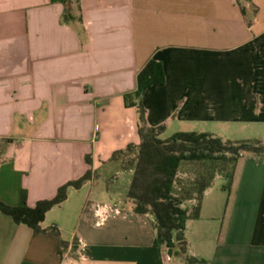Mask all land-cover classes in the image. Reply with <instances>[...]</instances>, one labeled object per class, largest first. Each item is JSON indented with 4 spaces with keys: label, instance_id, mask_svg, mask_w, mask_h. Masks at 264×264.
I'll return each mask as SVG.
<instances>
[{
    "label": "crops",
    "instance_id": "1",
    "mask_svg": "<svg viewBox=\"0 0 264 264\" xmlns=\"http://www.w3.org/2000/svg\"><path fill=\"white\" fill-rule=\"evenodd\" d=\"M66 1L0 0V202L25 191L33 207L91 177L41 222L66 250L0 210V264H187L154 246L153 217L126 198L134 166L111 158L139 142L124 95L155 59L165 83L142 96L148 125L264 139V0L244 1V14L236 0ZM65 6L72 26L59 21ZM221 177L185 223L187 254L264 264V155L238 159L229 194Z\"/></svg>",
    "mask_w": 264,
    "mask_h": 264
},
{
    "label": "trees",
    "instance_id": "2",
    "mask_svg": "<svg viewBox=\"0 0 264 264\" xmlns=\"http://www.w3.org/2000/svg\"><path fill=\"white\" fill-rule=\"evenodd\" d=\"M236 1L244 14L243 2L251 0ZM68 2L64 0L65 4ZM69 10L65 8V20L74 19ZM164 83L162 63L149 59L137 73L135 90L124 95L125 105L137 109L139 142L127 144L115 151L111 158H121L124 168L134 166L126 198L131 201L134 212L153 217L154 246L171 249L175 257H181L187 264L203 263L204 259L187 254L186 221L199 218L203 193L216 175L225 178L222 189L229 194L238 159L246 154L264 155V142L257 139H223L209 132L196 131H178L167 138H160L165 126L148 125L141 100L148 88ZM185 162L197 163L206 169L190 184V188H179L180 192H177L179 169ZM90 177L91 173L87 171L80 178L66 182L57 189L53 198L40 200L33 207L27 204L26 193L22 191L17 205L0 202V210L36 234L55 237L58 247L66 250L68 244L61 238L58 228H43L41 222L48 210L65 200L70 186L79 188ZM190 201L193 203L188 207Z\"/></svg>",
    "mask_w": 264,
    "mask_h": 264
},
{
    "label": "rangeland",
    "instance_id": "3",
    "mask_svg": "<svg viewBox=\"0 0 264 264\" xmlns=\"http://www.w3.org/2000/svg\"><path fill=\"white\" fill-rule=\"evenodd\" d=\"M72 3H73V7H76V1L73 0ZM65 8H66V11H67V9L69 7H65ZM65 8L63 9V11L61 13L59 21H60L61 24H68L69 26H72L73 21L70 20V19L65 20L64 17H63ZM78 23H81V20L78 19ZM80 29L82 31V34H80V35L86 36L85 35L86 33L84 31L83 26L80 25ZM171 135H172L171 132H165V133H162L160 135V138L164 139V138H167V137H169ZM255 139L259 140L260 138H255ZM261 140H264V139H261ZM204 169H206L205 166L198 165L197 163H189V162L188 163L187 162L183 163L182 166L179 169V173H178V177H177V182H176V190H177V192H180L179 188H183V189L184 188L185 189L190 188V184L193 183L195 181V179L199 177L198 175L201 172H204ZM225 183H226V180H225L224 177L217 178V180H216V184L218 186L220 185L219 187H221Z\"/></svg>",
    "mask_w": 264,
    "mask_h": 264
}]
</instances>
